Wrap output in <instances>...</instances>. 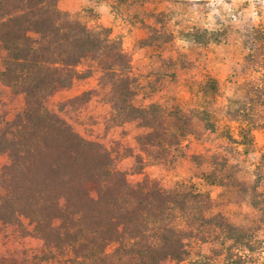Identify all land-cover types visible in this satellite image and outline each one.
I'll list each match as a JSON object with an SVG mask.
<instances>
[{"label":"trees","instance_id":"trees-1","mask_svg":"<svg viewBox=\"0 0 264 264\" xmlns=\"http://www.w3.org/2000/svg\"><path fill=\"white\" fill-rule=\"evenodd\" d=\"M58 2L0 0V82L25 98L13 119H0V153L8 156L0 223L42 241L35 253L0 256V264H247L261 247L251 226L209 214L211 196L194 184L131 182L104 143L82 136L49 106L54 94L97 70L111 121L149 129L137 137L149 158H157L152 147L178 148L191 133L175 123L187 122L182 114L135 104L122 40ZM257 195L254 188L256 208Z\"/></svg>","mask_w":264,"mask_h":264},{"label":"rangeland","instance_id":"rangeland-1","mask_svg":"<svg viewBox=\"0 0 264 264\" xmlns=\"http://www.w3.org/2000/svg\"><path fill=\"white\" fill-rule=\"evenodd\" d=\"M58 3L62 10L81 14L90 26H107L122 40L131 59L135 104L155 103L182 114L187 122L175 123L191 133L178 148L152 147L157 158H149L137 139L149 129L111 121L97 70L58 91L49 106L82 136L104 143L131 182L150 178L165 187L186 182L208 193L209 214L224 213L255 230L261 247L247 264H264V0ZM4 54L0 50V69ZM88 65L82 63L80 69ZM24 108V95H14L0 82V119L11 120ZM140 154L143 162L137 161ZM7 162L8 156L0 153V170ZM41 245L0 223V256L22 260Z\"/></svg>","mask_w":264,"mask_h":264}]
</instances>
